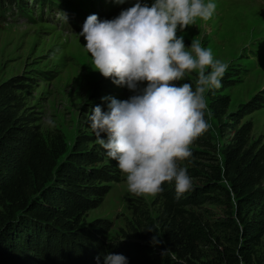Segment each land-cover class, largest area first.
Here are the masks:
<instances>
[{
    "label": "rangeland",
    "instance_id": "374dc122",
    "mask_svg": "<svg viewBox=\"0 0 264 264\" xmlns=\"http://www.w3.org/2000/svg\"><path fill=\"white\" fill-rule=\"evenodd\" d=\"M44 1L41 14L38 0H0V87H11L19 96L22 126L30 129L28 135L38 133L50 142L62 134L67 144L62 161L77 156L84 159L88 179L82 191L88 196L78 203V230L74 234L53 230L54 244L34 251L35 264H104L108 254L122 255L147 244L142 239L144 225L153 222L154 227L160 226L168 196L176 197L175 184L165 182L156 196L128 191L117 162L97 143L86 116L96 106L108 111L110 99L105 97L124 101L134 93L92 69L91 55L83 46L86 41L79 36L83 27L66 32L65 27L46 19L49 5L59 2L68 9L74 1ZM135 2L126 0L116 6L113 18ZM212 2L216 10L211 19H198L177 33L186 46L199 40L215 59L228 64L222 87L206 93L207 130L191 145V158L178 162L192 180L191 188L182 195L186 201L194 188L207 182L229 189L228 182L215 180L212 172L224 169L225 151L232 144L235 127L251 128L250 145L264 150V0ZM194 81L195 74L178 83H190L194 89ZM101 138L106 140L107 134L101 133ZM80 144H85L83 154L78 150ZM208 196L200 206L189 201L180 205L199 215L211 234L223 242L225 233L219 224L229 216L228 200L221 191ZM211 247L201 248L198 264H223ZM255 259L256 264H264V238Z\"/></svg>",
    "mask_w": 264,
    "mask_h": 264
},
{
    "label": "trees",
    "instance_id": "16d2710c",
    "mask_svg": "<svg viewBox=\"0 0 264 264\" xmlns=\"http://www.w3.org/2000/svg\"><path fill=\"white\" fill-rule=\"evenodd\" d=\"M21 112L15 90L0 87V264H35L34 251L54 244L53 230L74 234L80 225L78 203L88 196L82 191L88 179L84 159L62 161L67 152L63 135L50 142L38 133L28 135ZM250 134L251 128L235 127L224 169L212 172L215 180L225 179L229 189L207 182L194 188L187 201L168 196L160 226L144 225L147 244L122 254L127 262L198 264L201 248L213 246L223 264H256L264 238V150L250 145ZM84 145L78 146L80 154L86 152ZM218 191L230 207L228 218L219 224L224 243L199 215L180 205L189 201L200 206Z\"/></svg>",
    "mask_w": 264,
    "mask_h": 264
},
{
    "label": "clouds",
    "instance_id": "9594fccd",
    "mask_svg": "<svg viewBox=\"0 0 264 264\" xmlns=\"http://www.w3.org/2000/svg\"><path fill=\"white\" fill-rule=\"evenodd\" d=\"M215 10L212 0H136L113 19L90 15L83 24L79 36L92 69L134 93L124 101L105 97L108 111L96 106L86 116L131 194L156 196L165 182H174L179 199L192 186L178 162L191 158V145L207 130L206 93L222 87L228 64L199 40L186 46L177 33L198 19L208 21ZM193 74L194 89L178 83ZM104 264H127V259L108 254Z\"/></svg>",
    "mask_w": 264,
    "mask_h": 264
}]
</instances>
